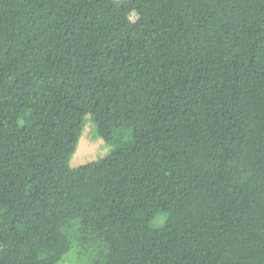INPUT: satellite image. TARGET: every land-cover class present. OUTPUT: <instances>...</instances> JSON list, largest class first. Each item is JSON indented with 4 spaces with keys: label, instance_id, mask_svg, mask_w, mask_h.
Returning a JSON list of instances; mask_svg holds the SVG:
<instances>
[{
    "label": "trees",
    "instance_id": "obj_1",
    "mask_svg": "<svg viewBox=\"0 0 264 264\" xmlns=\"http://www.w3.org/2000/svg\"><path fill=\"white\" fill-rule=\"evenodd\" d=\"M71 255L264 264V0H0V264Z\"/></svg>",
    "mask_w": 264,
    "mask_h": 264
},
{
    "label": "rangeland",
    "instance_id": "obj_2",
    "mask_svg": "<svg viewBox=\"0 0 264 264\" xmlns=\"http://www.w3.org/2000/svg\"><path fill=\"white\" fill-rule=\"evenodd\" d=\"M48 133L43 134L40 138L43 145L42 147H52L55 145V140L52 138V133ZM103 141L104 140L96 133L93 115L91 113H87L84 116L82 132L79 137V141L76 144V151L70 160V165L72 167H76L107 155L111 151L112 146L104 143ZM59 264L79 263L77 260H75L74 256L71 255L70 260L68 259L65 262Z\"/></svg>",
    "mask_w": 264,
    "mask_h": 264
}]
</instances>
